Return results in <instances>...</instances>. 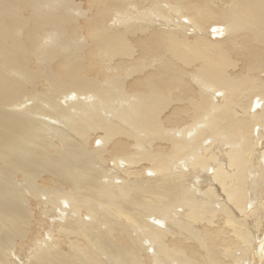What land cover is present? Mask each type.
Here are the masks:
<instances>
[{
    "label": "bare ground",
    "instance_id": "obj_1",
    "mask_svg": "<svg viewBox=\"0 0 264 264\" xmlns=\"http://www.w3.org/2000/svg\"><path fill=\"white\" fill-rule=\"evenodd\" d=\"M0 264H264V0H0Z\"/></svg>",
    "mask_w": 264,
    "mask_h": 264
},
{
    "label": "rangeland",
    "instance_id": "obj_2",
    "mask_svg": "<svg viewBox=\"0 0 264 264\" xmlns=\"http://www.w3.org/2000/svg\"><path fill=\"white\" fill-rule=\"evenodd\" d=\"M18 260V259H17ZM26 260V259H25Z\"/></svg>",
    "mask_w": 264,
    "mask_h": 264
}]
</instances>
